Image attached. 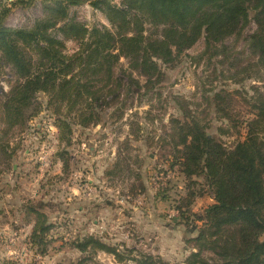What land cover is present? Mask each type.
<instances>
[{
  "label": "rangeland",
  "instance_id": "rangeland-1",
  "mask_svg": "<svg viewBox=\"0 0 264 264\" xmlns=\"http://www.w3.org/2000/svg\"><path fill=\"white\" fill-rule=\"evenodd\" d=\"M95 1L71 6L70 16L89 27L110 28L104 13L94 8ZM108 1L121 4V0ZM40 5L38 0L26 9L14 8L5 26H32L43 17ZM145 29L146 36L157 33L152 25L146 24ZM256 29L251 21L239 36L214 48L202 37L174 63L159 62L160 74L152 80L134 73L122 58L115 69L116 76L124 80L120 98L99 103L98 125L74 126L70 146L59 140L58 105H51L46 94L36 95L27 115L38 114L26 127H11L6 122L4 96L16 79L11 68L3 66L0 145L7 144L13 156L0 164V264H136L131 257L142 253L169 264H184L200 231H209L199 218L214 200L204 179L188 181L174 164L172 121L194 116L208 135L227 148L245 139L254 90L264 92V80H240L256 71L244 69L254 58L246 39ZM78 49V44L67 42L69 55ZM217 94L222 106H217ZM223 107L225 112H219ZM62 113H66L65 105ZM140 196H145L141 205L136 202ZM148 204H154L163 223L172 228L165 249H154L157 240L153 236L148 240L137 237L135 210L143 211ZM32 207L47 216L51 227L41 246L32 242L36 220ZM175 212L177 217L168 219ZM87 237L116 247L126 260L119 263L103 251L82 253L77 246ZM141 240H146L147 247L141 246ZM202 256L209 260L214 253L205 250Z\"/></svg>",
  "mask_w": 264,
  "mask_h": 264
},
{
  "label": "trees",
  "instance_id": "trees-1",
  "mask_svg": "<svg viewBox=\"0 0 264 264\" xmlns=\"http://www.w3.org/2000/svg\"><path fill=\"white\" fill-rule=\"evenodd\" d=\"M36 1L0 2V73L8 66L16 79L3 104L4 119L11 127H26L36 117L38 112L27 115V111L36 95L43 93L51 105H58L55 125L59 140L70 146L74 126L98 125L99 103L120 98L124 80L116 76L115 69L122 58L129 61L134 73L152 80L160 74L159 62L174 63L202 37L209 47L223 46L251 21L257 29L246 40L254 58L244 69L256 71L240 80H264V0H121L120 5L96 0L93 6L104 13L110 28L89 27L70 16V7L83 0H40L43 17L32 26H5L14 8L26 9ZM146 24L157 29L151 34L156 38L145 35ZM67 42L78 44V51L69 55ZM221 99L220 94L215 96L217 106H222ZM252 100L245 139L232 148L208 135L194 116L172 121L174 164L188 181L204 179L214 200L199 218L209 231H200L184 264H264V92L255 89ZM226 116L231 119L229 113ZM8 148L0 145V164L11 160ZM30 212L36 215L32 242L41 246L51 227L37 207ZM41 248L44 252V246ZM77 248L82 253L106 252L119 263L126 260L116 247L93 237L85 238ZM205 250L213 251L214 257L204 259ZM131 258L136 264H169L143 253Z\"/></svg>",
  "mask_w": 264,
  "mask_h": 264
},
{
  "label": "crops",
  "instance_id": "crops-1",
  "mask_svg": "<svg viewBox=\"0 0 264 264\" xmlns=\"http://www.w3.org/2000/svg\"><path fill=\"white\" fill-rule=\"evenodd\" d=\"M135 212H137V214H135L136 218L134 220L137 222L136 230L138 239L145 238L148 240L150 236H153L151 238H155L157 240L155 245L153 244V246H155L154 249H165L169 242V240L167 241V238L169 237L168 235L170 232H172V228L169 224L163 223L164 218L157 213L154 204H148L145 210H135ZM146 240L139 241L141 246L147 247Z\"/></svg>",
  "mask_w": 264,
  "mask_h": 264
},
{
  "label": "built area",
  "instance_id": "built-area-1",
  "mask_svg": "<svg viewBox=\"0 0 264 264\" xmlns=\"http://www.w3.org/2000/svg\"><path fill=\"white\" fill-rule=\"evenodd\" d=\"M10 2H13L14 0H9ZM41 6V5H40ZM41 10H42V7H41ZM26 25H24V23H19V25L16 27H13V28H21V27H25ZM9 27V26H8ZM144 199H145V196H140L138 199H137V203L139 204V205H141V203H143L144 202ZM177 215H178V213H169L168 214V219H175L176 217H177Z\"/></svg>",
  "mask_w": 264,
  "mask_h": 264
}]
</instances>
